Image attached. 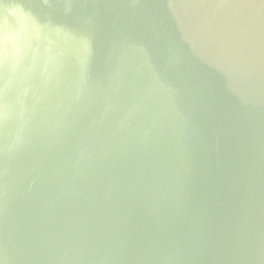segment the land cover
Returning <instances> with one entry per match:
<instances>
[{
    "label": "water",
    "instance_id": "obj_1",
    "mask_svg": "<svg viewBox=\"0 0 264 264\" xmlns=\"http://www.w3.org/2000/svg\"><path fill=\"white\" fill-rule=\"evenodd\" d=\"M0 264H264V0H0Z\"/></svg>",
    "mask_w": 264,
    "mask_h": 264
}]
</instances>
